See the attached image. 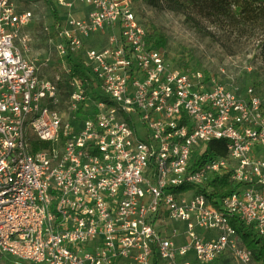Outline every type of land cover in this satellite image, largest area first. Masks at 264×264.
Here are the masks:
<instances>
[{
	"label": "built area",
	"instance_id": "built-area-1",
	"mask_svg": "<svg viewBox=\"0 0 264 264\" xmlns=\"http://www.w3.org/2000/svg\"><path fill=\"white\" fill-rule=\"evenodd\" d=\"M59 3L51 45L80 53L85 74L53 79L26 54L31 11L0 0V264H251L229 215L264 235L255 89L172 63L131 0ZM97 33L104 46H87ZM213 140L225 152L207 157ZM223 174L240 186L210 197Z\"/></svg>",
	"mask_w": 264,
	"mask_h": 264
},
{
	"label": "rangeland",
	"instance_id": "rangeland-1",
	"mask_svg": "<svg viewBox=\"0 0 264 264\" xmlns=\"http://www.w3.org/2000/svg\"><path fill=\"white\" fill-rule=\"evenodd\" d=\"M19 10H29L32 17L24 28L30 42L27 56L39 66L41 75L55 78L63 77V66L67 65L65 58H59L53 49L50 39L53 31V18L44 0H12ZM72 1V0H68ZM63 21L65 8L59 0H52ZM73 11L77 15L85 12L84 5L77 1L73 3ZM132 9L139 23L147 27L159 29L166 43L162 51L175 65L190 70L212 73L227 85H237L245 89L252 86L260 96L264 105V54L256 46V36H236L231 28L225 25H213L208 21L194 22L168 10H158L138 1L132 3ZM61 21V22H62ZM105 33L93 35L86 43L87 46H104ZM45 63V66L42 65ZM245 66H250L246 70ZM222 67L225 74H220ZM62 79V78H61ZM100 93L101 87L95 85ZM181 228V222H174ZM211 264H240L230 253L220 254ZM251 264H258L254 259Z\"/></svg>",
	"mask_w": 264,
	"mask_h": 264
},
{
	"label": "trees",
	"instance_id": "trees-1",
	"mask_svg": "<svg viewBox=\"0 0 264 264\" xmlns=\"http://www.w3.org/2000/svg\"><path fill=\"white\" fill-rule=\"evenodd\" d=\"M142 2L147 6L168 10L183 15L194 22L208 21L213 25H225L236 36H256V46L264 54V0H131V3ZM53 18L54 30L51 35H56L61 17L52 0H44ZM146 42L153 48L162 50L166 43L162 32L155 27H146ZM71 74H85L83 59L80 53L73 57H65ZM99 96V95H97ZM224 140H213L207 145L205 155L211 157L225 152ZM207 184L211 186L210 197H224L236 190L240 185L233 184L226 174L212 178ZM182 189V188H181ZM230 223L240 235L243 243L252 251V257L258 264H264V235L258 234L251 225L245 224L236 215H229Z\"/></svg>",
	"mask_w": 264,
	"mask_h": 264
},
{
	"label": "crops",
	"instance_id": "crops-1",
	"mask_svg": "<svg viewBox=\"0 0 264 264\" xmlns=\"http://www.w3.org/2000/svg\"><path fill=\"white\" fill-rule=\"evenodd\" d=\"M82 15V14H81Z\"/></svg>",
	"mask_w": 264,
	"mask_h": 264
}]
</instances>
